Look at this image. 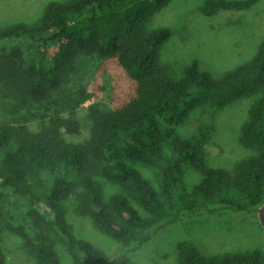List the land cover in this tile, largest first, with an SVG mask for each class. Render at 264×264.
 I'll use <instances>...</instances> for the list:
<instances>
[{"label":"trees","instance_id":"trees-1","mask_svg":"<svg viewBox=\"0 0 264 264\" xmlns=\"http://www.w3.org/2000/svg\"><path fill=\"white\" fill-rule=\"evenodd\" d=\"M170 1L51 2L38 23L0 29V85L11 84L20 106L49 117L38 130L0 125V264H8L9 238L36 264H64L56 241L74 264H81L76 249L95 264H132L77 238L68 201L122 244L147 241L143 231L184 211L220 206L241 212L264 203V41L252 60L218 78L196 60L180 70L164 65L160 51L172 33L147 25ZM258 1L206 0L202 13L248 9ZM83 56L115 60L135 91L116 106L91 107L90 136L74 142L66 136L80 134L77 109L85 90L77 88L76 72ZM249 96L258 98L242 135L255 154L230 169L209 165L203 141L180 128L201 106L222 108ZM136 164L156 170L158 187ZM186 166L201 176L192 188L184 182ZM180 251V264H264L258 250L214 257L190 245Z\"/></svg>","mask_w":264,"mask_h":264},{"label":"rangeland","instance_id":"rangeland-1","mask_svg":"<svg viewBox=\"0 0 264 264\" xmlns=\"http://www.w3.org/2000/svg\"><path fill=\"white\" fill-rule=\"evenodd\" d=\"M67 1L71 0H0V29L17 23H38L49 3ZM205 1L172 0L153 15L147 29L166 28L172 33L160 51L162 64L180 70L196 60L201 71L218 78L257 55L264 41V0L248 9L220 10L213 16L202 13ZM76 77L77 88L85 90L84 100L77 109L80 134L66 137L69 141L83 142L90 136V108L105 109L128 100L134 94L135 83L115 60L101 61L86 56L78 62ZM15 92L11 84L0 85V125L38 130L41 119L49 117L40 118L33 106H20ZM257 98H240L222 108L201 106L190 113L180 132L203 141L209 165L230 169L255 154L244 143L242 127L248 122L252 103ZM60 116L69 118L68 113ZM136 165L158 187L156 170ZM183 175L188 188L201 180L188 166ZM261 206L241 212L220 206L184 211L176 221L166 220L143 231L147 241L130 244L113 240L100 232L91 219L78 216L73 201L67 202V217L77 238L93 243L113 260L124 257L132 264H180V249L184 245L194 247L204 257L255 250L264 253V228L258 218ZM5 243L8 264H36L16 240L9 238ZM56 243L63 263L74 264L66 245ZM76 254L81 264H95L78 249Z\"/></svg>","mask_w":264,"mask_h":264},{"label":"water","instance_id":"water-1","mask_svg":"<svg viewBox=\"0 0 264 264\" xmlns=\"http://www.w3.org/2000/svg\"><path fill=\"white\" fill-rule=\"evenodd\" d=\"M258 218L261 226L264 228V204L258 210Z\"/></svg>","mask_w":264,"mask_h":264}]
</instances>
